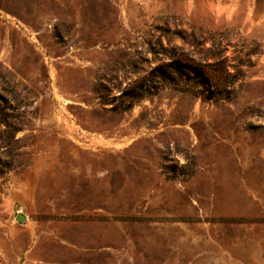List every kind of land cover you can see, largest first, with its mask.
<instances>
[{"label":"rangeland","instance_id":"1","mask_svg":"<svg viewBox=\"0 0 264 264\" xmlns=\"http://www.w3.org/2000/svg\"><path fill=\"white\" fill-rule=\"evenodd\" d=\"M0 264H264V0H0Z\"/></svg>","mask_w":264,"mask_h":264},{"label":"trees","instance_id":"2","mask_svg":"<svg viewBox=\"0 0 264 264\" xmlns=\"http://www.w3.org/2000/svg\"><path fill=\"white\" fill-rule=\"evenodd\" d=\"M177 64L178 66H182L183 65V62L182 60H178L177 61ZM198 65L200 66L201 64L198 63ZM208 66V65H207ZM201 67V66H200ZM177 69V68H176ZM158 70H160V74H163L165 76V78H168L170 73L166 74L165 72H163L164 70H162V67L161 68H158Z\"/></svg>","mask_w":264,"mask_h":264},{"label":"crops","instance_id":"3","mask_svg":"<svg viewBox=\"0 0 264 264\" xmlns=\"http://www.w3.org/2000/svg\"><path fill=\"white\" fill-rule=\"evenodd\" d=\"M28 251L29 250H27L26 253H28ZM23 260H37V259L33 258L32 256L25 255Z\"/></svg>","mask_w":264,"mask_h":264},{"label":"water","instance_id":"4","mask_svg":"<svg viewBox=\"0 0 264 264\" xmlns=\"http://www.w3.org/2000/svg\"><path fill=\"white\" fill-rule=\"evenodd\" d=\"M18 219L19 220H23L24 219V215L23 214H19Z\"/></svg>","mask_w":264,"mask_h":264}]
</instances>
